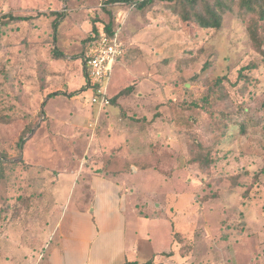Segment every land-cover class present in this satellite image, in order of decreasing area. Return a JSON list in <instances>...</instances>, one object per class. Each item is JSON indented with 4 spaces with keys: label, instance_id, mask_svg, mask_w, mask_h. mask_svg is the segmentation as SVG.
Listing matches in <instances>:
<instances>
[{
    "label": "rangeland",
    "instance_id": "obj_1",
    "mask_svg": "<svg viewBox=\"0 0 264 264\" xmlns=\"http://www.w3.org/2000/svg\"><path fill=\"white\" fill-rule=\"evenodd\" d=\"M112 11L126 52L109 94L136 88L98 114L92 90L82 86L81 58L92 24L102 26ZM5 13L31 18L0 22L1 256L2 248L16 259L44 249L70 173L106 166L118 171L138 211L166 214L141 219L143 235H169L202 264H264V61L237 8L219 30L183 22L163 0L143 8L110 0H0V19ZM181 59L189 63L178 68ZM253 62L247 83L239 71ZM210 75L229 78L219 105L229 127L216 164L202 172L187 164L173 104L199 97ZM193 130L208 137L202 122ZM128 214L135 217L131 207Z\"/></svg>",
    "mask_w": 264,
    "mask_h": 264
},
{
    "label": "crops",
    "instance_id": "obj_2",
    "mask_svg": "<svg viewBox=\"0 0 264 264\" xmlns=\"http://www.w3.org/2000/svg\"><path fill=\"white\" fill-rule=\"evenodd\" d=\"M92 27L93 24L90 30ZM85 52L81 58L83 87ZM119 60L114 67H118ZM125 66V70L130 67ZM117 172L106 166L72 171L66 187L67 197L50 242L38 254L27 256L24 252L22 259L18 258L20 260L13 258V253L4 256L2 248L0 264L16 261L18 264H124L126 261L143 263L149 260L160 264H202L203 261L194 255L195 251H182L174 241L169 242V235L166 240L151 233L143 235L141 219L160 221L167 216L146 218L139 215ZM130 207L135 217L128 214ZM207 251L210 253L211 249Z\"/></svg>",
    "mask_w": 264,
    "mask_h": 264
},
{
    "label": "trees",
    "instance_id": "obj_3",
    "mask_svg": "<svg viewBox=\"0 0 264 264\" xmlns=\"http://www.w3.org/2000/svg\"><path fill=\"white\" fill-rule=\"evenodd\" d=\"M120 3L131 4V7L138 6L143 8L154 0H110ZM176 11L181 20L190 25L196 26L198 29H215L219 30L222 27L223 18L228 11H234L237 8L240 17L247 22V31L250 40L256 50L262 55L264 61V0H163ZM229 2L232 4L229 5ZM110 18L102 26L98 22L93 23V27L89 35L85 39V49L89 41L94 35H99L102 30L111 32L115 26V15L112 11ZM31 17L23 15H14L5 13L0 19L2 24H7L11 21H27ZM56 19L54 21L55 28L57 27ZM188 61L181 59L178 68L188 65ZM205 67V66H204ZM257 63H249L242 67L239 71V78H245L247 83H250L251 77L246 70L256 68ZM196 76V75H195ZM207 88L199 97L192 101H176L173 104V115L176 127L177 136L184 139L187 146L186 160L187 164L197 168L202 172H209L216 164L217 157L215 152L217 146L227 136L229 122L227 119V111L221 109L219 105L226 99V82L229 80L227 75L208 77ZM187 87V86H186ZM86 87H83L85 89ZM136 84L133 83L123 88L116 96L111 97V102L133 92ZM82 89V90H83ZM52 93L51 95H55ZM194 111L193 115L185 116L186 110ZM204 123L208 137L204 134L197 133L194 126L199 123ZM183 140V139H182ZM23 141V140H21ZM0 156V164L2 163ZM139 215L146 218L166 217V214L161 209L141 208ZM227 235H224L226 238ZM183 251V249H182ZM1 258V249H0ZM124 264H160L153 260L146 262L126 261Z\"/></svg>",
    "mask_w": 264,
    "mask_h": 264
},
{
    "label": "built area",
    "instance_id": "obj_4",
    "mask_svg": "<svg viewBox=\"0 0 264 264\" xmlns=\"http://www.w3.org/2000/svg\"><path fill=\"white\" fill-rule=\"evenodd\" d=\"M126 52L122 39V26L113 27L111 32L94 35L89 41L83 58L85 87L92 90L91 102L98 114L111 105L109 83L116 62Z\"/></svg>",
    "mask_w": 264,
    "mask_h": 264
}]
</instances>
